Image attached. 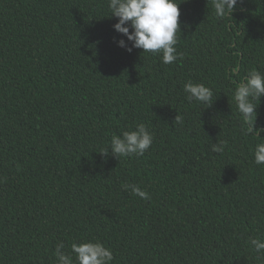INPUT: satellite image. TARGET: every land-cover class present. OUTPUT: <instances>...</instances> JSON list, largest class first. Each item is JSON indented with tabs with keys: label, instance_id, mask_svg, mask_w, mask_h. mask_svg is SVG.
Returning <instances> with one entry per match:
<instances>
[{
	"label": "trees",
	"instance_id": "obj_1",
	"mask_svg": "<svg viewBox=\"0 0 264 264\" xmlns=\"http://www.w3.org/2000/svg\"><path fill=\"white\" fill-rule=\"evenodd\" d=\"M177 3L183 58L165 65L117 46L108 0H0V264H55L58 243L95 239L112 264H264L247 243L264 238V131L233 102L264 72V0L224 20L210 0ZM189 80L211 107L186 100ZM256 111L264 130V97ZM138 123L154 137L142 157L100 153Z\"/></svg>",
	"mask_w": 264,
	"mask_h": 264
},
{
	"label": "clouds",
	"instance_id": "obj_2",
	"mask_svg": "<svg viewBox=\"0 0 264 264\" xmlns=\"http://www.w3.org/2000/svg\"><path fill=\"white\" fill-rule=\"evenodd\" d=\"M214 15L219 20L232 17L238 0H210ZM177 0H108L110 15L118 19L113 25L114 30L126 39L115 41L118 47L131 52L141 49L143 54L160 57L165 65L172 64L183 58V53L177 51V33H180V10ZM186 100L193 101L206 108L212 106L214 95L211 88L203 83L191 80L183 85ZM264 97V72L253 69L244 77L233 92V102L242 125H246V133L260 138L259 132L264 131L254 127L257 119V107ZM258 102V103H257ZM174 125L182 124L183 118L177 114ZM153 134L144 123H138L135 130L123 131L121 135H113L109 147L101 150V154H111L116 159L124 157H142L153 144ZM227 147V141L219 140L212 143L211 152L222 154ZM253 163L264 165V143H257L252 150ZM124 191L130 192L141 200H149L150 194L136 184H122ZM257 258L264 259V238L253 237L247 241ZM65 245L60 242L55 249V264H112L114 254L110 247L99 239L83 242H72L70 253L63 251Z\"/></svg>",
	"mask_w": 264,
	"mask_h": 264
}]
</instances>
